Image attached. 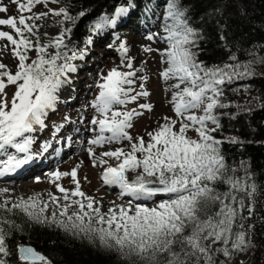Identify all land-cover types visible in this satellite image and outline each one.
<instances>
[{
    "label": "snow or ice",
    "instance_id": "snow-or-ice-1",
    "mask_svg": "<svg viewBox=\"0 0 264 264\" xmlns=\"http://www.w3.org/2000/svg\"><path fill=\"white\" fill-rule=\"evenodd\" d=\"M11 2L16 5L20 15L0 18V26L11 28L15 35L0 30V40H6L13 46L12 54L18 63L13 73L0 62V156L7 157L0 159V178L16 173L34 159L30 152L34 138L28 134L37 131V126H45L48 112L55 110L59 99L57 93L63 85L70 83L68 73L76 71L71 61L83 59L87 54L86 49L72 50L71 56L60 51L61 48H67L64 36L70 33V28L64 29L54 42L44 46L38 43L34 45L29 35H26L34 34L33 29L36 27L29 21L40 19V16H25L23 13L31 12L36 4H46L48 0ZM128 11V7H118L113 15H102L92 25V31L115 27L118 19L127 15ZM0 13H8V6L3 4V0H0ZM54 14L62 15L67 21L74 22L76 19L66 9L55 11ZM79 15L83 16L84 12ZM165 19H171L172 24L166 23L164 28L167 35L163 39L169 43V48L161 56L164 58L162 62L167 63L168 67L160 76L165 82L170 79L177 81L172 85L177 90L173 92L172 103L179 121L165 117L164 123L147 133L150 138L147 143L143 137L133 142L127 130L133 127L134 117L143 115V112L113 108L150 95L146 90L130 95L133 89L125 86L134 83L130 77L135 76V71L122 72L115 68L109 71L107 76L102 77L104 82L98 85L101 91L93 102V107L102 118L94 117L91 120L92 125L98 126V134L89 143L102 146L106 143L130 142L128 151L116 148L102 153L103 157L117 161L115 166L106 159L94 160V166L97 163L107 165L103 168L102 181L107 186L118 187L120 197L129 198L126 203L110 208L108 213H101L99 207H94L97 202L92 197H86L87 204L73 201L78 205V210L71 215L68 214L71 204L60 205V216L66 219H57L55 212L51 217L43 215L47 204L34 198H29L30 202L13 204L12 207L21 208L37 223L50 222L74 235L84 234L90 241H98L104 249L119 254L129 264H216L213 258L215 252L231 257L233 250L246 251L251 246V240L246 239L250 234L245 231L233 232L236 218L245 207L243 198L237 201L233 193L247 192L251 198L256 186L241 178L224 175V158L219 151L221 141L211 135L216 128L210 129L208 122L219 127V120L213 111L217 107H225L219 101L222 90L218 86L226 80L230 82L234 76H251L252 73L247 65L244 66V72L229 73L220 68L206 69L198 63L196 54L191 50L197 32L189 26L185 13L177 8L176 0H169ZM155 35L150 34L147 39L153 40ZM87 43H92L91 37ZM34 47L37 58L29 63L27 52ZM48 47L56 48L55 54H48ZM144 50L152 51L151 48ZM119 51L124 54L122 62L129 59L125 42H121ZM126 66L131 68V62ZM181 85L184 87L181 88ZM10 87L14 88L11 97L6 91ZM139 108L151 111L152 105L144 103ZM196 109H201L204 114L195 115L192 110ZM178 122L180 127L177 129ZM190 128L198 134V139L187 135ZM105 132L111 135L105 136ZM9 148L15 152L10 153ZM87 151L95 157L92 148ZM128 173H135L134 178L130 179ZM52 175L57 180L70 175L76 183L71 195L84 197L76 181L75 169L71 173L57 171ZM217 181L227 183L229 191L217 193L211 186ZM57 187L65 193L63 199L68 201V190L59 185ZM3 191L7 192L8 189ZM161 195L167 198L159 200L152 207L144 203ZM51 200L58 203L54 195ZM7 204L5 201L0 204V208L10 211ZM40 204L43 206L39 207V212L30 210ZM213 206H217L215 211L212 210ZM252 211L249 206V215ZM93 219L98 226H93ZM4 223L9 222L0 219V254L7 256ZM239 227L243 228V224ZM217 243L223 246L213 249ZM19 253L20 260L29 264H37V261L51 264L31 247L21 246ZM0 264H6V261L0 258Z\"/></svg>",
    "mask_w": 264,
    "mask_h": 264
},
{
    "label": "trees",
    "instance_id": "trees-1",
    "mask_svg": "<svg viewBox=\"0 0 264 264\" xmlns=\"http://www.w3.org/2000/svg\"><path fill=\"white\" fill-rule=\"evenodd\" d=\"M57 3L69 15L76 17L74 22L63 18V29L70 28L71 31L65 35L67 48L60 51L68 56L73 54L72 50L86 49L87 53L88 38L94 34L92 25L102 15H113L118 7H128V13L137 11L139 22L148 21V16L152 20L160 15L161 20L172 24L171 19H165L169 0H58ZM176 5L185 13L189 26L197 32L191 50L204 68H220L229 73L244 72L245 65L252 67L264 62V0H176ZM81 12H84L83 16L79 15ZM29 38L34 45L38 43L30 35ZM38 45L44 46L41 43ZM56 51L47 49L48 54H55ZM27 55L29 63L36 59L35 47ZM73 62L80 66L77 61ZM237 65L240 67L237 68ZM250 72L251 76H234L230 82L226 80L218 86L222 90L219 101L225 107H217L213 111L219 120V127L210 124L216 128L211 135L221 141L219 151L224 158V175L241 178L256 186L251 198L247 192L233 193L237 201L243 198L245 205L236 218L233 232L250 234L246 236L251 240L249 264H264V72ZM172 82L177 83L176 80ZM243 88L255 98L246 99ZM211 186L217 193L229 191L228 184L222 181ZM12 205L7 204L10 211L0 208V219L9 222L2 225L7 233L8 255L0 254V258L6 264H23L17 257L21 246L33 248L51 264H129L116 252L101 247L98 241H90L84 234L66 232L50 222L37 223L21 208H13ZM249 206L253 209L251 215ZM216 207L213 206L212 210L215 211ZM240 224L243 228L239 227ZM219 247L222 245L219 244ZM239 253H234L233 258H237ZM213 258L216 264H231L222 258L220 252H215Z\"/></svg>",
    "mask_w": 264,
    "mask_h": 264
},
{
    "label": "rangeland",
    "instance_id": "rangeland-1",
    "mask_svg": "<svg viewBox=\"0 0 264 264\" xmlns=\"http://www.w3.org/2000/svg\"><path fill=\"white\" fill-rule=\"evenodd\" d=\"M60 9L62 7L57 2H49L36 4L31 12L23 13L25 16H40V19L29 21L30 24L36 25L33 29L34 34H29L35 43L49 45L64 31L63 16L54 14L55 11ZM42 13H46V15L41 16L40 14ZM12 15H20L15 4L10 7L7 14L0 13V18ZM138 19L139 16L131 17L126 26L117 30L116 25L120 21L118 19L115 27H107L94 32L91 37L92 43L88 46L89 50L86 56L83 59L75 60L78 65L80 64V69L77 67L76 62H73L76 66V71L68 73L70 83L63 85L57 93L59 99L56 102L55 110L48 112L45 126L43 128L37 126V131L28 134L34 138L30 146V152L34 159L29 163H33V168L37 167V164L43 165L44 162L53 159L61 151L69 150V153L65 154L59 161H55L51 166L47 167V165H44V168L40 171L26 176V179L18 184L6 183L0 178V203L7 201L11 204H17L22 201H29V198H34L43 202V204H47L43 215L51 217L52 213L55 212L57 219H66V217L60 216L62 210L60 205L71 204L72 206L68 210V214L71 215L78 210V205L74 204L73 201H82L87 204L86 197H92L97 202L94 207H99L101 213H108L110 208L126 203L127 199L118 196L120 192L118 187L110 190L103 183L102 172L107 165H99L97 163L94 166V160L106 159L109 164L115 166L117 161L103 157L102 153L115 150L116 148H124L125 151H128L130 142L106 143L102 146L89 143L98 134V126L92 125L91 120L94 117L102 118L93 107V102L101 91L98 85L104 82L102 77L107 76L109 71L114 68L122 72L135 71V76L130 77L134 83L130 86H125L133 89L130 95H135L142 90L150 93L149 96L138 97L135 102L114 106L113 108V110L120 111L136 109L143 112V115L134 117L132 121L133 127L127 130L133 137V142L137 138L143 137L147 143L150 139L147 133L154 131L160 124L164 123L165 117L177 119L178 121L180 119L173 111L172 103L173 92L177 91L172 88V85L176 82L173 83V79L165 82L160 76V73L167 68V63L162 62L164 58L161 56V53L169 48V43L163 39L167 35L164 31L166 23L161 20L160 15L152 21L149 20L146 24L145 22L140 23ZM0 30L8 31L15 35L14 31L7 26H0ZM150 34L157 35H155L153 40H149L147 37ZM65 39L66 37L64 36V41ZM121 42H125L129 49L127 53L129 59L123 62L122 56L124 54L119 51ZM12 47L8 41L0 40V62L7 65L8 70L14 73L17 70L18 60L12 54ZM145 48H151L152 51H145ZM48 49L57 50L54 47H48ZM129 62L132 64L131 68L126 66ZM254 66L248 67V70L264 72V62H258ZM141 85H143V88ZM183 87L181 86V88ZM13 90V87L6 89L9 97H11ZM242 91L246 99L252 100L255 98V95L248 93L246 88H243ZM144 103L152 105V110L140 109L139 105ZM192 111L197 116L204 114L201 109ZM179 127L180 124L178 122L176 128L178 129ZM208 127L212 128L210 122H208ZM89 129H96V131H90ZM104 135L108 136L111 134L105 132ZM187 135L193 139L199 138L195 130L191 128L188 130ZM88 148L93 149L95 157L89 154ZM50 149L52 150L49 151ZM8 150L10 153L15 152L11 148ZM137 155L139 156V153ZM79 156H84V160L79 161ZM73 169L77 171L76 181L79 182L80 191L85 194L84 197L71 195L76 189V183L70 175L61 176L58 180L52 175L57 171L71 173ZM20 172V170H17L16 173ZM14 175L11 174L9 176L11 181L15 180V178L12 179ZM128 175L130 179H133L135 173H128ZM57 185L68 190L70 197L68 201L63 199L65 193L60 192ZM4 189H8V191L4 192ZM53 195L58 198V203L51 200ZM166 198L167 196L164 199ZM159 200L161 199L155 197L152 201H145L144 203L152 207ZM43 204L36 208L38 212L39 207L43 206ZM85 219L87 221V218ZM92 224L94 227L98 226L95 219H93ZM60 229L62 230V228ZM218 247L219 243L213 245V249ZM234 253L238 252L233 250ZM220 254L226 262L231 264H249L251 258V253L248 249L240 251L239 256L235 259L233 255L225 257L221 252Z\"/></svg>",
    "mask_w": 264,
    "mask_h": 264
},
{
    "label": "bare ground",
    "instance_id": "bare-ground-1",
    "mask_svg": "<svg viewBox=\"0 0 264 264\" xmlns=\"http://www.w3.org/2000/svg\"><path fill=\"white\" fill-rule=\"evenodd\" d=\"M3 4H6L8 6V10L10 9V7L13 5V3L11 2V0H3ZM69 104V103H68ZM71 104V103H70ZM89 144V143H88ZM52 149H50L49 151H51ZM9 151V150H8ZM10 152V151H9ZM69 153V150H65V151H61L59 155H57L56 157H54L53 159H50L48 160L47 162H44L43 165H39L37 164V167H30V170L28 172V174H25V175H19V177L17 179H15L14 181H11V179L9 178L10 175L8 176H5L3 178H1L3 181H5L6 183H19L20 181H23L24 179H26V176L28 175H31V174H34L38 171H40L42 168H44V165H47L48 166H51L55 161H59L61 158H63L65 156V154H68ZM2 157V159H6L7 157L6 156H0ZM84 160V156H79V161H83ZM21 173H23V170L22 169H19ZM14 175V174H12ZM15 176V175H14ZM16 184V185H17ZM106 188H109L110 190L111 189H115L116 187L115 186H107L106 185ZM116 193V192H114ZM127 197H123V199H126Z\"/></svg>",
    "mask_w": 264,
    "mask_h": 264
},
{
    "label": "water",
    "instance_id": "water-1",
    "mask_svg": "<svg viewBox=\"0 0 264 264\" xmlns=\"http://www.w3.org/2000/svg\"><path fill=\"white\" fill-rule=\"evenodd\" d=\"M166 196H164V195H161V196H157L156 198H158V199H164ZM25 247V246H24ZM17 257H18V261L19 262H21V263H23V264H29V262H26V261H22V260H20V253H19V250L17 251ZM37 264H42V262H40V261H37Z\"/></svg>",
    "mask_w": 264,
    "mask_h": 264
}]
</instances>
